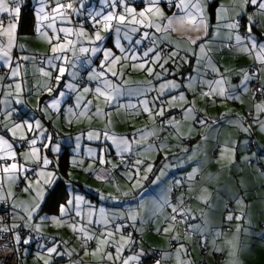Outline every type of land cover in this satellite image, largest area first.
<instances>
[{
	"label": "crops",
	"instance_id": "0c3cea01",
	"mask_svg": "<svg viewBox=\"0 0 264 264\" xmlns=\"http://www.w3.org/2000/svg\"><path fill=\"white\" fill-rule=\"evenodd\" d=\"M231 2L232 0H215L209 14L213 25L216 24L215 13L219 5L223 4L230 9ZM130 3L137 7V11L145 7L141 0H130ZM28 5L31 10L27 20L23 22L26 27L24 30L18 29L19 21L17 20V32L21 38L19 43L24 44L26 49L22 53L23 55L33 56V54H37L42 60L51 54V45L47 39L41 37L35 31L37 23L36 9L39 7L37 0H28ZM102 6H104V0H85L82 14H73L71 23L61 24L58 21L56 27L79 29L83 25L84 31H86L84 19L86 18L91 23L88 12L100 11ZM162 6L165 8L166 14L170 15L171 12H168L167 5ZM249 11L254 12L255 9L249 7ZM228 14L231 15L232 12L229 11ZM257 18L261 21V26L254 28L253 31L259 36V33L264 31V17ZM245 22L246 17L242 23ZM5 23H7V20H5ZM93 31L94 29L90 32L87 30L90 34ZM240 31L243 32L244 29ZM48 32L51 33V30L49 29ZM60 35L63 37V33ZM102 35L107 37L103 46L113 48L115 34L102 33ZM170 35L171 39L177 41L181 48L191 47L197 53L199 52L197 46L190 45L185 39L188 34L176 32ZM190 35H196V33ZM136 38H139V35ZM70 39L75 40L76 37L71 36ZM82 39L85 41L83 43L84 47H91L86 42L87 38ZM208 39H213L212 30L208 33ZM202 42L200 41V43ZM52 43H56V41L53 40ZM123 43L127 48V42L124 41ZM220 43V38H217L213 48L217 49ZM223 43H227V41H223ZM150 46L147 40L144 41L136 49V54L142 56L146 48ZM164 47L168 50H175L168 45ZM113 50L117 55H120L118 50ZM20 54L19 49L14 50V55ZM184 55V52L181 51L180 56L183 57ZM68 56L70 59L74 58L75 61V67H69L68 71H74L78 74L77 79L81 78L84 82V84H81L82 86L90 87L89 84H93L91 88L94 90L97 82L89 81L87 77L93 65L98 68L102 53L92 56L90 53L80 54L77 52L73 57V53L69 52ZM150 57L151 54L145 59L150 61ZM186 58L190 61L189 65H182L179 73L162 76L160 80H156L154 76H149L146 71L147 67H153L156 72H159L160 69L157 65H152L149 62L144 69H140L133 68L132 65L143 63V60L132 61L129 59L121 61V78L111 77L110 74L108 77L121 90V94L116 97L113 103L109 105L103 97L97 98L94 92L89 93L91 96L90 101H92L88 107L90 113L94 114L96 108L99 107L102 109V116L111 109H113L114 115L119 112L123 116L119 119L115 115L113 129L109 126V117H106V126H103L100 122L95 127L81 125L79 128L80 120L78 116L83 108H76V96L83 94V87L78 86L79 93L71 92L66 95L59 109L44 111L43 109L57 96V93L53 92L49 95L46 87H44L52 81L38 71L42 65L36 67L35 63L28 62L20 77L0 82V101H4V103H0V122H2L0 123V135H4L9 142L13 143L18 162L25 163L28 168L56 172L53 186L55 194L46 196L40 216L47 214L49 218L58 217L59 204L64 203L73 195H79L83 197L81 210L84 215L76 218L78 227L87 228L89 234L95 233L96 236H99L100 231H103L101 225L89 224V220L107 219L109 221L108 229L113 231L116 224L125 225L126 227L122 229L121 233L114 234L113 239L115 241L119 242L121 235L126 237L129 233H132V239L137 242L136 247H134L136 251L142 249L145 252L147 248L159 249L161 259L166 264H178V260L190 262V264H214L211 256L213 252L222 253L223 258L219 264H233V261H236L237 264H264V175L258 169L259 165L264 167V130H261L258 123L252 122V117L256 115L255 104L259 103L261 98L253 99L252 94L247 92L241 93L240 100L235 102L216 97V102L213 103L211 98H201L200 96L202 91H208L207 86L197 85L194 92L182 87L161 97V100L165 102L163 107L168 109L165 112V118H171L168 117V114L174 113L177 115L176 120L179 121L178 130L166 126L170 130L168 133L163 132L164 128L158 127L160 122L157 123V121L160 117H155L156 125L154 126L153 120L149 118L147 113L143 112L142 105H140L141 100L154 101V98L158 95L157 90L160 85L167 80H176L178 83L183 84L187 81L183 80L182 76L196 75V73L191 72V67L195 66L196 63L195 57L189 54ZM209 58L227 77L228 83L225 84V87L229 90H231V84H239L241 70L248 69V65L254 63L249 55L230 48H218V50L210 53ZM178 62L182 64V61ZM166 67L169 68L170 72H175V65L169 63ZM46 70L55 71L52 69ZM120 70L121 68L118 67L117 71ZM200 71L205 80L219 78L210 71L205 74L204 64L201 65ZM4 72H7V69H3L0 74H4ZM263 77L264 71L260 73V80ZM71 80V76L65 75L59 86L60 89L65 90V83ZM149 80L152 81L151 85L147 83ZM76 81L73 82L76 83ZM15 83H21L22 85V92L19 96L16 95ZM10 84L12 87L8 89L7 86ZM100 86L102 87V84ZM148 88L153 90L145 92ZM180 91L185 93L189 102H195V115L198 119H207L208 124L201 126L195 120L184 118L182 106L190 107L192 106L191 103L185 104L184 101L177 100L169 107L166 102L173 95L178 96ZM5 92H8V95H5ZM86 96L87 94H83L81 104L87 101ZM17 99L22 102L16 103ZM128 105L136 107L130 108ZM149 106L151 107V103ZM160 107L161 103L156 102V110H159ZM69 108H72V113L67 111ZM8 111L19 113L20 119L14 121L10 117L8 120H4V116ZM136 112H140V115H136ZM250 112L252 115H249ZM237 114L245 118L244 127L251 124L250 132L246 133L234 124L229 123V121L237 118ZM130 116H134L136 120L132 121ZM37 120L42 125L40 129L36 128L35 122ZM259 120L264 121V114L259 116ZM25 121L32 124V131L28 130L27 125L24 124ZM15 123L24 124V127L17 131V137L24 135L28 140L34 137L37 138L35 147L39 150L38 155L41 158L47 156L49 160L56 162L55 165L50 164L45 170L40 168L38 163L33 160L25 162L20 153L30 151L29 145L25 142V147H18L22 144V141L19 139L13 141L11 135L3 131V124L12 127ZM154 127L160 139L151 143L155 146L151 151L144 150L149 143L142 141L140 148L132 145L134 154L131 156L126 155L128 158H125L127 163L121 164L119 160L110 157L109 154H116V151L110 141H104L103 133L105 131L108 132L110 129L112 132L109 133L110 135L127 137L132 140L139 139L138 129H152ZM89 131L101 134L100 140H89ZM41 132L44 133V136L40 135ZM131 133L135 134L134 138L130 136ZM49 136L51 137L50 140L45 138ZM182 138L184 140L181 141ZM102 141L108 144L109 147L105 159L117 164L116 169H112L111 164L101 165L99 160L87 151L98 149L102 146ZM245 141H248V143L246 144ZM233 143L238 148L236 163L235 165H228L226 160L222 161L219 157L221 149L231 148ZM45 144L49 147L45 148ZM54 147H59V152L52 151ZM254 153L256 156L251 163L242 159L245 156L252 157ZM74 158L77 161L75 165L72 163ZM136 159L144 161L139 166V175H136V168H130V165ZM80 161H83V163L81 164ZM89 164L92 165L94 171H84ZM149 164L152 165V172L145 173L144 169ZM104 169L111 170L107 173V179H97V175H104ZM162 169L163 175H161ZM193 169L198 171L189 179V174L193 173ZM129 175L135 178L129 179ZM145 175H147L146 180L143 179ZM158 176L160 179L154 184L153 181ZM29 177L33 188L37 187V181H40L42 185L43 176L29 173ZM178 178L183 179L186 190L178 195L177 200L180 202L181 199H188L187 205L182 209L192 217L188 233H182L180 228L170 221L173 215L172 207L175 205L169 200L168 189L177 184ZM137 180L142 183V187L134 189L133 185L136 184ZM27 183L28 181L21 180L19 189H12L18 201L31 200V197L22 191ZM49 191L51 192L52 189ZM201 197H206V199ZM166 199L169 203H165ZM238 200H242L243 204H239ZM130 214L136 215L135 222L127 219ZM229 215L233 217L241 216L242 219L236 220L233 218L229 220L227 219ZM64 219L68 220L69 217L66 216ZM35 223L43 224L42 235L44 238L67 241V247L75 249L78 253V255L71 258V261L66 257L64 261H57V264H72L73 261L80 259L83 260V264H97V261L91 255L85 256L81 251L82 241L77 240V234L73 233L70 227L54 225L51 219L41 222L39 217H37ZM133 223H135V227L131 226ZM170 225L171 230L166 233L164 229ZM237 225L240 227L239 232H237ZM96 226H99L100 231L96 230ZM173 237H177V239H173ZM202 241H206V247H204L203 253H200L199 248ZM181 245H183V249L178 253L177 250L181 248ZM95 246L96 242L93 239L88 244L89 251L94 249ZM19 248L18 258L21 264H43V260L38 256V253L43 254V249L37 247L36 241H32L30 245L21 244ZM24 248H27L28 251L24 252ZM109 251H112L115 255V248H110ZM233 251H235V256L231 255ZM132 254L133 252L126 247L123 255L129 256ZM43 255L44 259H47V255ZM104 264H111V262L105 261Z\"/></svg>",
	"mask_w": 264,
	"mask_h": 264
},
{
	"label": "snow or ice",
	"instance_id": "6c2138e0",
	"mask_svg": "<svg viewBox=\"0 0 264 264\" xmlns=\"http://www.w3.org/2000/svg\"><path fill=\"white\" fill-rule=\"evenodd\" d=\"M39 7L36 9V27L35 31L43 38L47 39L51 45V54L41 60V67L38 71L51 83L44 85L47 92L51 95L53 92L57 93L51 102L46 105L43 109L56 110L59 109L64 97L71 92L79 93V88L73 81L77 80L78 74L74 71L69 72V67H75L74 58L70 59L68 56L69 52L75 54L90 53L95 56L97 53H102V59L100 60L98 68H92L88 74L87 79L89 81L97 82V86L93 90L91 87H83V94L94 92V95L99 98L103 97L105 102L109 105L113 103L118 95L121 94L120 88L109 79L111 77L120 79L122 76V65L121 61H132L143 60V63L133 64V68L144 69L145 65L149 62L152 65H157L160 69L156 72L153 67H147L146 71L149 76H154L156 80H160L165 75H175L180 72L182 65H189L190 61L186 58L187 55L191 54L195 57V66L191 67V72L196 75H189L182 79L187 81L186 83H178L176 80H167L165 83L160 85L157 90L158 95L154 98V101L149 102L148 100H141L142 110L147 113L149 118L153 120L154 126L156 125L155 117L161 118V123L158 125L159 128L163 129L166 126H171L178 130L179 121L172 118H165V112L167 108L163 107L164 101L161 97L166 94H170L173 91L179 90L182 87L187 88L190 92H194L197 85L203 87L207 86L208 91H202L200 93L201 98H211L213 103L216 102V97L222 100H240L241 93L251 92L253 99L260 97L259 103L255 104L256 115L252 117L253 123H258L261 130H264V121L259 120V116L264 114V83L260 82V73L264 71V31L259 33V36L253 31L254 28L261 26V21L257 17H264V0H232L231 8H226L225 5L221 4L216 9L215 17L216 24L213 25L210 19L211 6L215 3V0H141L145 7L137 11V7L130 3V0H104V6L100 11H89L88 17L91 20L94 31L89 34L84 31L83 25L79 29H73L70 27H56L57 22L71 23V16L73 14L80 15L85 6V0H37ZM54 4L55 6H51ZM166 4L170 15L166 14L165 8L162 6ZM252 7L255 9L254 12L249 13L248 8ZM22 8V0H0V71L7 69V72L0 74V82L6 79H15L20 77L22 71L25 70V65L28 62L35 63L37 60L36 56L23 55L26 51L24 44L19 43L20 36L17 32V19L20 16ZM105 8L107 9L105 11ZM175 9V11H173ZM229 11L232 12L229 15ZM246 17V22L242 21ZM7 20V23H5ZM51 30V33L48 30ZM145 29L144 31H141ZM244 29L243 32L240 30ZM212 30L213 39H208V33ZM180 32L182 34H188L185 39L190 45L197 46L199 52L197 53L193 48H181L177 41L171 39V33ZM63 33V37H61ZM102 33H114L113 48L104 47V42L107 39ZM196 33V35H190ZM139 35V38L136 36ZM75 36L76 39H70L69 37ZM82 38H87L86 42L91 47H84L85 42ZM220 38L221 43L218 48H230L239 53L247 54L252 57L254 63L249 69L241 70L239 84H231L230 89L225 87L228 83L227 77L222 73L219 67L213 63L209 58L210 53L214 50L213 45L216 44V39ZM55 40L56 43H52ZM147 40L150 47H147L143 52L142 56L136 54V49ZM124 41L127 42L128 47H125ZM200 41H203L200 43ZM227 41V43H223ZM234 41V43H233ZM165 45L173 47L175 50H168L164 47ZM19 49L21 54L14 55V50ZM113 49L119 51L120 55H117ZM181 51L184 52V56H180ZM151 54L150 61L148 58ZM162 61V62H161ZM178 61H182V64ZM90 62V60H89ZM169 63L175 65V72H170L169 68L166 67ZM205 65V74L211 72L215 74L217 79L205 80L201 75V65ZM120 67L121 70L117 71ZM46 69H52L55 71H49ZM255 69V70H253ZM65 75L71 76L72 80L65 83V90L60 89V84ZM54 78V79H53ZM256 81L258 86L250 87L251 82ZM149 85L152 81H147ZM102 84V87L100 86ZM16 95L19 96L22 92L21 83H15ZM11 89L12 85L7 86ZM152 88L145 90L152 91ZM83 94L76 96V108H83L84 111L79 113L80 116L86 115L89 105L92 101H86L81 104L83 100ZM8 95V92H5ZM177 100L184 101L185 104L191 103L190 107H183L185 119L195 120L201 126L208 124L207 119H198L195 115L196 109L194 107V101L189 102L183 91L179 92V95H173L170 100L166 103L171 107ZM20 99L16 100V103H21ZM156 102L161 103L159 110H156ZM4 103V101H0ZM151 103V107L149 106ZM128 107H136L134 105H128ZM72 113V108L67 110ZM102 109L96 108L94 115H101ZM12 115L11 111H8L4 116V120H8ZM136 115H140V112H136ZM249 115H252L251 112ZM51 118V117H49ZM2 123V122H0ZM215 123V122H213ZM234 124L242 131L248 133L251 131V124L248 127H244L245 118L237 114V118L229 121ZM29 131H32V124L25 121ZM24 124L15 123L12 127H8L7 124H3V131L9 133L12 140L19 139L22 142H26L29 145L30 151L20 153L24 158L25 162L33 160L38 163L42 169H47L48 165H55V161L49 160L47 156L41 158L38 155V149L35 147L37 144V138L28 140L26 136L20 135L17 137L16 133L18 130L24 127ZM36 128L40 129L42 125L40 121L35 122ZM139 133V139H128L127 137H116L110 135L107 131L103 133L104 141H110L111 145L115 148L116 156L119 157L121 164L127 163L125 156L133 155L132 145H136L138 148L141 147V142H147L149 137L157 136L158 133L155 127L152 129L137 130ZM44 136V133H40ZM135 135V134H134ZM101 134L99 133H88V139L100 140ZM51 139V137H45ZM79 139V138H77ZM102 146L96 150H87L89 154L99 160L101 165L111 164L112 169L118 167L117 164L112 163L111 160H106L105 156L109 152L108 144L101 142ZM247 144L248 141H245ZM23 144L18 145L22 147ZM45 148L49 145L45 144ZM155 147L149 143L147 148L144 150L151 151ZM52 151L59 152V147L52 148ZM230 153V155H229ZM238 148L233 143L231 148L221 149L219 159L227 161L228 165H235ZM254 153L252 157L245 156L242 159L249 163L255 158ZM142 159H136L130 168H136V175H139V166L143 164ZM72 163L75 165L77 161L75 158ZM82 164L83 161H80ZM84 171H94L91 164L88 165ZM110 169H104V175H97V179H107V173ZM145 173L152 172V165L149 164L144 169ZM197 169H193V173L189 174L191 179ZM261 174L264 175V167L260 169ZM29 173H34L37 176H43V182L41 185L40 181H37V187L33 188ZM163 175V169L161 170ZM55 171H40L36 168H28L25 163H20L17 160V152L14 150L13 143L9 142L4 135H0V208L3 209L4 214L0 215V240H10L13 243H0V252L5 251H20L19 245H30L33 239L37 241V247L43 249V254L47 255V259H44V255L38 253V256L43 260V264H57L56 258L63 259L68 257L71 261L73 256L78 255L75 249H69L67 247V241H57L54 239H44L42 236V223H35L37 217L41 222H46L51 219L54 225L68 226L71 228L73 233L77 234V240H81L80 245L81 251L85 256L91 255L97 264H104L105 261L111 262V264H143L142 257L147 254L143 250L136 251L132 248V245L137 242L132 239V233H129L126 237L120 236V241L117 242L113 239L115 233H121L125 225L116 224L114 231L108 229L109 221L107 219H95L89 220L88 223L101 225L103 231H100V235L96 236L95 233L89 234V229L78 227L77 219L82 217L84 213L81 210V204L83 197L79 195H73L71 198L66 200L64 203L59 204V216H53L49 218L47 214L40 216L43 211L44 201L47 195L55 194L54 180ZM129 179H134L132 175H129ZM147 179V175L143 177ZM160 177L158 176L153 183H157ZM28 181V183L22 189L23 192L27 193L30 197V201H18L12 191L13 188L19 189L20 181ZM179 181L177 184L179 185ZM142 187V183L137 180L133 188ZM52 189L50 192L49 190ZM127 195V193H125ZM206 199V197H201ZM239 204H243L242 200L237 201ZM165 203H169L166 199ZM183 201L181 200V204ZM174 215L171 217L173 223L177 222V216L180 217V223L186 222L192 218L178 206L172 207ZM74 212V216H73ZM103 212V210H101ZM69 217L65 220L64 217ZM122 219L124 217H121ZM241 220V216L229 215L227 219ZM11 220V223H5V221ZM127 219L135 222L137 217L135 214H130ZM135 227V223L131 225ZM191 227V226H189ZM23 229H28L27 238L21 235ZM171 230V225L165 228L164 231L167 233ZM240 231L239 225H237V232ZM33 233L41 234L39 236H33ZM7 234V235H5ZM95 239L96 246L94 249L89 251L88 244L90 241ZM177 239V237H173ZM43 240V242H41ZM128 248L133 252L132 255L124 256L123 252L125 248ZM201 247H206V241L201 242ZM110 248H115V255ZM183 245L178 249L181 251ZM24 252L28 249L24 248ZM235 256V251L231 253ZM72 264H83V260H75ZM150 264H160V260H151ZM178 264H190V262L179 261ZM233 264H237L233 261Z\"/></svg>",
	"mask_w": 264,
	"mask_h": 264
},
{
	"label": "built area",
	"instance_id": "2783aa9c",
	"mask_svg": "<svg viewBox=\"0 0 264 264\" xmlns=\"http://www.w3.org/2000/svg\"><path fill=\"white\" fill-rule=\"evenodd\" d=\"M52 6V5H51ZM250 13H252V11H249ZM148 42V41H147ZM37 57V60H36V62H35V65L37 66V67H40L41 66V58L39 57V56H36ZM252 64L253 63H250L249 65H248V69L252 66ZM253 70H255V69H253ZM2 71H0V73H1ZM260 82H262V83H264V77L260 80ZM90 86L92 87L93 86V84H90ZM253 86H258V84H257V82L256 81H253V82H251V84H250V87H253ZM251 93V92H250ZM252 94V93H251ZM255 99H260V97H257V98H255ZM11 118H12V120H14V121H17V120H19L20 119V115L18 114V113H12V115H11ZM150 141V140H149ZM23 144V146L22 147H25L26 146V143L25 142H23L22 143ZM214 152H215V150H214ZM262 168V166H259V169H261ZM31 175L33 174V173H30ZM178 191H179V187L177 188H175V187H171L170 189H169V197H170V199H171V201L174 203L175 202V196H176V194L178 193ZM184 204H187V201L185 200L184 201ZM4 214V212H3V209L2 208H0V215H3ZM177 220L178 221H180V217L179 216H177ZM188 221H189V219L186 221V222H184V223H181L182 225H183V228L186 230L187 229V227H188ZM173 222V221H172ZM5 223H11L10 222V219L8 220V221H5ZM184 230V231H185ZM28 234V229H23L22 230V232H21V235L22 236H25V235H27ZM5 235H7V234H5ZM39 235H41V234H37V233H33V236H39ZM36 240V239H35ZM41 242H43V240H41ZM0 243H9L10 245L13 243L12 241H10V240H0ZM136 245L134 244L133 245V248L135 247ZM200 253H203V251H204V247H201V244H200ZM144 253H146L147 255L146 256H144V257H142V260H143V264H150V261L151 260H160V264H166L165 262H163L162 261V259H161V251L160 250H156V248H149V251H146V252H144ZM212 255V262L214 263V264H219L220 263V261L222 260V258H223V256H222V253L221 252H213V253H211ZM65 258L66 257H64L63 259H61V258H56V261H63V260H65ZM0 264H21V262H20V260H19V258H18V254H17V252L16 251H5V252H0Z\"/></svg>",
	"mask_w": 264,
	"mask_h": 264
},
{
	"label": "trees",
	"instance_id": "16d2710c",
	"mask_svg": "<svg viewBox=\"0 0 264 264\" xmlns=\"http://www.w3.org/2000/svg\"><path fill=\"white\" fill-rule=\"evenodd\" d=\"M30 10H31V8L29 7V5H28V0H22V8H21V13H20V16L18 17V29L19 30H24L26 27H25V24H23V22L25 21V20H27V18L29 17V13H30ZM84 21H85V27L87 28V30L90 32V31H92V25H91V23H90V21L89 20H87L86 18L84 19ZM39 56V55H38ZM40 57V56H39ZM83 81L82 80H80V83H82ZM168 117H175V119L177 118V115H175L174 113H169L168 114ZM161 123V118H159L158 119V121H157V123ZM170 130H169V128H164L163 129V132H165V133H168ZM134 134H133V138H134ZM160 139V136H152V137H150L149 139H148V141H147V143H152L153 141H157V140H159ZM150 140V141H149ZM184 140V139H183ZM110 155V157L111 158H113L114 160H119V157H117L116 156V154H114V153H110L109 154ZM125 158L126 159H128L127 158V156H125ZM259 166H262V165H259ZM259 166H258V169H259ZM263 167V166H262ZM259 171H260V169H259ZM180 182L179 183V185L178 184H175V185H173V186H171V187H179V191H178V193L176 194V196H175V202L173 203L172 201H171V199H169L170 200V202L171 203H173L175 206H178V207H184V206H186L187 204H184V201L186 200L187 201V203H188V199H186V198H184V199H181L182 201H183V203L181 204V201L179 202V200H177V198H178V195L180 194V193H183V192H185V190H186V185L184 184V181H183V179L182 178H178V180H177V182ZM171 187H169V189L171 188ZM169 189H168V194H169ZM170 198V197H169ZM173 215H174V213H173ZM172 215V216H173ZM189 217H190V215L189 214H187ZM170 221H171V223L173 224V225H175V226H178L179 228H180V230H181V232L182 233H188L189 232V226H190V224H191V221H192V219L190 218L189 219V221H188V227H187V229L185 230L184 228H183V225L177 220V222L176 223H173L172 222V220L170 219ZM99 229V226H96V230H98ZM185 230V231H184ZM43 236V235H42ZM23 237H27V235H25V236H23ZM43 238H44V236H43ZM44 239H46V238H44ZM33 241H36L35 239H33ZM37 242V241H36ZM136 247V246H135ZM156 250H159V249H156ZM146 251H149V249L147 248V249H145V252ZM17 252V254H18V251H16ZM66 259V258H65ZM64 261V260H63ZM59 262H61V261H59Z\"/></svg>",
	"mask_w": 264,
	"mask_h": 264
},
{
	"label": "rangeland",
	"instance_id": "374dc122",
	"mask_svg": "<svg viewBox=\"0 0 264 264\" xmlns=\"http://www.w3.org/2000/svg\"><path fill=\"white\" fill-rule=\"evenodd\" d=\"M52 6H53V4H52ZM89 18V17H88ZM90 19V18H89ZM92 25V24H91ZM93 28V27H92ZM86 30V29H85ZM85 32H87V30L85 31ZM90 34V33H89ZM70 38V37H69ZM146 41V40H145ZM33 56H38L37 54H33ZM36 66V65H35ZM37 67V66H36ZM89 67H91V66H89ZM92 68H96L94 65H93V67H91L90 69H92ZM131 70H133L132 68H131ZM83 72V71H82ZM80 80H81V78H79V79H77V81H76V83H77V85L81 88V87H84V86H82L81 84H84V82H82V83H80ZM89 86H90V84H89ZM91 87V86H90ZM86 98H87V101H90L91 100V96L89 95V93L87 94V96H86ZM89 110H90V108H88V110H87V112H86V115H84V116H78V119L80 120V122H79V128H80V126L81 125H83V126H87V127H91V126H93V127H95V125L97 124V123H100L101 122V124L103 125V126H106V117H109V126H110V128H112L113 127V125L115 124V115H116V117L117 118H119V119H121L123 116H121L120 114H119V112L118 113H116L115 115H114V111H113V109H111V111H109L107 114H104L103 116L102 115H94V114H92V113H90L89 112ZM83 111H84V109H83ZM15 112H13V114H14ZM19 114V113H18ZM20 115V114H19ZM130 118L132 119V121H134V120H136L135 119V117L134 116H130ZM103 121V122H102ZM113 129V128H112ZM96 131V130H95ZM95 131H93V133H96ZM89 132H92V131H89ZM108 133H112L111 132V130L109 129L108 130ZM130 136H132L133 137V133H131V135ZM183 140V138L181 139V141ZM23 143V142H22Z\"/></svg>",
	"mask_w": 264,
	"mask_h": 264
}]
</instances>
